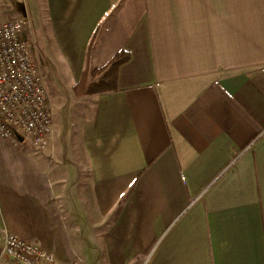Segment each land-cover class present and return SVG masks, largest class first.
Segmentation results:
<instances>
[{"label": "crops", "instance_id": "1", "mask_svg": "<svg viewBox=\"0 0 264 264\" xmlns=\"http://www.w3.org/2000/svg\"><path fill=\"white\" fill-rule=\"evenodd\" d=\"M24 1L0 0V24ZM47 3L72 90L102 22L89 69L130 57L116 90L81 96L78 152L52 131L24 165L0 161V229L55 264H264V0Z\"/></svg>", "mask_w": 264, "mask_h": 264}, {"label": "built area", "instance_id": "2", "mask_svg": "<svg viewBox=\"0 0 264 264\" xmlns=\"http://www.w3.org/2000/svg\"><path fill=\"white\" fill-rule=\"evenodd\" d=\"M27 15L0 24V139L32 148L48 145L53 117L34 48L24 38ZM1 255L19 264H55L38 238L22 237L1 228Z\"/></svg>", "mask_w": 264, "mask_h": 264}, {"label": "rangeland", "instance_id": "3", "mask_svg": "<svg viewBox=\"0 0 264 264\" xmlns=\"http://www.w3.org/2000/svg\"><path fill=\"white\" fill-rule=\"evenodd\" d=\"M24 4L23 10L29 13L30 20L23 31V36L34 48L37 66L46 87L48 107L54 123L53 137L63 142L60 147L64 152H69L72 148L78 152V145H67L66 142L68 138H80L83 122L93 112V103L89 98L77 97L73 93L69 80L73 74L68 58L63 59V48L59 46L61 44L59 40L63 45L66 44L64 25L60 16L58 20L55 18L56 13L48 6L47 0H25ZM103 25L104 22L101 29ZM101 29L97 34V40L102 33ZM97 80L90 78V81ZM33 149L29 146L19 147L12 143L9 145L3 143L0 161L8 160L9 164L12 160L24 165L25 156Z\"/></svg>", "mask_w": 264, "mask_h": 264}, {"label": "trees", "instance_id": "4", "mask_svg": "<svg viewBox=\"0 0 264 264\" xmlns=\"http://www.w3.org/2000/svg\"><path fill=\"white\" fill-rule=\"evenodd\" d=\"M97 32L93 35L87 51V66L81 75L80 80L73 87L74 94L77 97L82 95H92L101 92H107L117 89V73L120 65L125 63L130 54L127 51L117 53L106 65L92 70L89 69V59L96 41ZM101 76L97 82L88 83V77Z\"/></svg>", "mask_w": 264, "mask_h": 264}, {"label": "bare ground", "instance_id": "5", "mask_svg": "<svg viewBox=\"0 0 264 264\" xmlns=\"http://www.w3.org/2000/svg\"><path fill=\"white\" fill-rule=\"evenodd\" d=\"M79 46V41H77V43H76V47H78ZM76 49H78V48H76Z\"/></svg>", "mask_w": 264, "mask_h": 264}]
</instances>
